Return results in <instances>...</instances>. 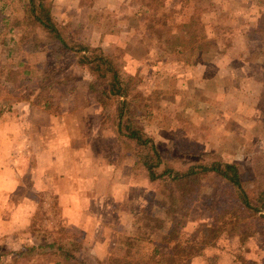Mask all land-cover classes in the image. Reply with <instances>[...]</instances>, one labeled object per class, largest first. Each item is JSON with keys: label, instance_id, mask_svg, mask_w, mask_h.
<instances>
[{"label": "rangeland", "instance_id": "1", "mask_svg": "<svg viewBox=\"0 0 264 264\" xmlns=\"http://www.w3.org/2000/svg\"><path fill=\"white\" fill-rule=\"evenodd\" d=\"M25 5V0H0L2 38L18 40L5 25L22 18ZM50 8L69 41H82L109 54L133 93L141 94L144 100L138 103L145 107L136 121L130 116L129 122L144 129L167 163L187 167L198 161L230 162L239 167L244 183L264 187V28H258L264 0H52ZM190 18L197 22L198 33L202 27L205 51L195 48L184 34L183 25ZM33 29L39 52L21 51L7 59L6 49L0 46V63L7 69V84L0 94L4 112L0 134L6 142L15 138V132L21 133L19 144L27 135L40 134L36 149L42 152L43 166L48 160L45 148L50 146L54 188L63 185L67 193L72 188L83 190V195L74 194L71 203L68 194L66 215L71 224L64 227L63 205L55 192L39 193L29 242L23 243L28 237L19 234L24 250L2 257L0 264H79L45 249L52 239H61L66 250L77 248L75 259L107 264L109 256L128 252L148 224L176 213H171L158 186L148 181L139 160L142 149L119 133L117 104L103 110L87 91V82L93 79L89 72L62 55L50 56L45 32ZM23 69L71 81L62 92L51 90L58 96L59 114L27 102L30 99L25 97L30 95L25 77L20 76ZM72 87L73 93L64 94ZM128 118L124 117L123 125ZM24 142V152L32 154L37 140ZM24 161L20 165L23 183L30 185L35 178L33 160L25 156ZM14 169L12 176L20 173L18 166ZM219 182L214 177L203 182L201 198H194L187 210L185 237L200 224L219 223L202 201L217 195ZM30 193L23 195L27 198ZM9 207L13 210L4 218L22 216L19 198ZM74 223L78 228L71 227ZM2 252H7V246L0 239ZM213 257L210 263L208 258ZM239 257L264 262V227L245 245L222 237L189 264H241Z\"/></svg>", "mask_w": 264, "mask_h": 264}, {"label": "trees", "instance_id": "2", "mask_svg": "<svg viewBox=\"0 0 264 264\" xmlns=\"http://www.w3.org/2000/svg\"><path fill=\"white\" fill-rule=\"evenodd\" d=\"M25 2L23 17L14 18L11 26L5 25L6 30L9 33L14 32L18 40L12 36L4 39L0 32V46L6 49L7 59L17 56L21 51L39 52V40L33 34L35 27L45 32L50 56L62 55L66 59H71L78 67L86 69L93 78L87 82V91L94 94L96 102L103 110L111 107L113 103L117 104L115 114L120 126L119 133L142 149L143 154H140L139 160L148 181L158 186L160 194L169 201L171 213H176L170 219L163 218L156 220L154 224H148L146 231L136 237L135 243L129 247L128 252L122 256H109L107 264H189L192 259L203 257L222 237L234 238L241 245H245L262 230L264 187L256 188L244 183L239 167L230 162L198 161L190 163L187 167H175L167 163L158 151L155 141L145 133L144 129L136 122H129L131 117L136 121L138 112L144 109L145 106L138 103V100L142 101L144 98L140 99V93H133L111 56L102 49L82 41L74 43L69 41L52 14L50 8L52 0H25ZM4 20L7 22L6 19ZM183 28L184 34L193 42L195 48L205 51L207 42L206 38L200 35L203 32L202 27L200 26L198 33L197 22L190 18ZM258 28L260 30L264 28L263 13L258 20ZM6 72L7 69L0 63V94L2 86L7 84ZM53 72L55 73L54 70ZM53 75L52 73L34 75L23 69L20 76L25 77V88L30 95L25 98L30 99L27 102L31 106L39 107L49 114H59L58 96L52 94L51 90L59 88L62 92L63 87L65 85L67 87L71 81L68 78L57 80ZM74 91L75 88L72 87L64 94ZM34 93L35 101H32L31 96ZM3 113L0 109V116ZM125 116L129 117L128 123L123 125ZM209 177L220 181L222 186L217 187V195L211 197V201L208 202L207 198L202 201L208 205V211L216 215L219 223L214 226L200 224L193 233L185 237L187 210L191 208L194 198L196 200L197 197L201 198L203 182ZM58 234L62 237L64 230L60 229ZM61 241V239H52V242L45 244L44 248L55 250L66 261L77 260L79 264H93L85 259H75L74 253L77 248L66 250L64 242ZM7 255L10 253H0V262L2 257ZM209 258V262L216 259V257ZM239 260L241 264H264L245 257H239ZM94 264L102 263L95 261Z\"/></svg>", "mask_w": 264, "mask_h": 264}, {"label": "crops", "instance_id": "3", "mask_svg": "<svg viewBox=\"0 0 264 264\" xmlns=\"http://www.w3.org/2000/svg\"><path fill=\"white\" fill-rule=\"evenodd\" d=\"M8 127H6L4 130H7ZM11 129V127H10ZM17 130V128H14ZM3 130V131H4ZM15 138L8 139V141L5 142L4 137H1L0 134V142L2 139V142L0 144V239L3 240V243L7 246V252L10 253V256H13V252H22L23 246L22 242L20 243L19 240V234H24L25 237H28V239H25L23 243L29 242L30 239V220L32 218V215L37 207H39V198L38 194L42 191L44 192H55L54 194L57 195V200H59V203L63 205L62 208V218L61 221L65 226L68 227L71 224V219L67 217L66 213L69 211L68 202L66 200L68 194L70 196V202H72V197L74 194L77 195H83L81 194L83 190H79L78 192L70 188V192L67 193L64 189H62L63 185H59L58 187L54 188L53 182L56 179V170L54 169L52 165V157L49 151V145L46 150V156L48 159L45 163H43V166L41 165V157L40 155L42 152L40 149H36L37 145L39 146V138L40 134H37L34 136V134L27 135V137H23L19 144V139L17 138L18 135L21 133L15 132ZM13 133V134H15ZM22 135V134H21ZM32 137H34L35 141L37 140L36 145H34L32 154L26 155L27 152H24L26 150L25 147V140H30ZM22 146V149L20 147ZM20 150V151H19ZM31 151V150H29ZM15 155V156H14ZM32 155V157H30ZM25 156L31 158L33 160V167L34 171H32L33 177L32 182L30 185H25L23 183L24 178V172L23 168L21 171V164H25ZM18 157V158H17ZM7 166V167H4ZM13 168L18 166V172L19 174L12 176V170ZM14 169V170H15ZM22 172V173H21ZM12 174V175H11ZM64 175V174H63ZM71 175V173H70ZM32 178V175H30ZM13 177V178H12ZM69 177V176H68ZM64 179V178H63ZM66 180V179H64ZM21 189V191H20ZM31 192L30 195L26 198L23 193ZM19 194H22V196H19ZM19 198V202L22 205V216H18V218L11 217L10 218H4V214L7 213L8 215L13 210V208H10L9 205L17 203ZM18 219L20 221H18ZM77 224H72L71 227L75 226L78 228ZM18 238V242H15ZM13 241V242H12ZM196 259H193V262L195 263ZM6 264V261L3 263Z\"/></svg>", "mask_w": 264, "mask_h": 264}]
</instances>
